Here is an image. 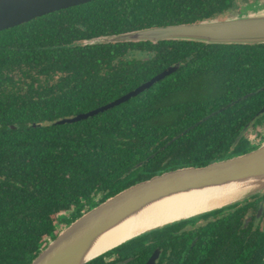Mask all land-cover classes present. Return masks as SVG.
<instances>
[{
	"label": "trees",
	"instance_id": "trees-1",
	"mask_svg": "<svg viewBox=\"0 0 264 264\" xmlns=\"http://www.w3.org/2000/svg\"><path fill=\"white\" fill-rule=\"evenodd\" d=\"M230 4L91 0L0 30V264H28L65 225L133 183L254 148L242 132L264 105V43L91 41L199 21ZM174 65L118 105L55 122Z\"/></svg>",
	"mask_w": 264,
	"mask_h": 264
},
{
	"label": "water",
	"instance_id": "water-1",
	"mask_svg": "<svg viewBox=\"0 0 264 264\" xmlns=\"http://www.w3.org/2000/svg\"><path fill=\"white\" fill-rule=\"evenodd\" d=\"M88 1L91 0H0V30ZM165 39L205 43H264V1L247 2L242 7L233 5L195 22L129 30L103 35L91 41L156 42ZM176 67L174 65L162 70L109 103L55 122H75L118 105L149 88ZM263 189L264 141L241 154L203 166L170 169L129 185L65 225L28 264H86L143 232L222 208ZM189 196H200L205 200L203 204L186 210L175 207ZM117 236H120V240L107 245ZM155 255L146 264H153Z\"/></svg>",
	"mask_w": 264,
	"mask_h": 264
},
{
	"label": "flooded vegetation",
	"instance_id": "flooded-vegetation-1",
	"mask_svg": "<svg viewBox=\"0 0 264 264\" xmlns=\"http://www.w3.org/2000/svg\"><path fill=\"white\" fill-rule=\"evenodd\" d=\"M242 3L231 0L230 6ZM262 108L264 105L242 132L254 147L264 141ZM239 212L243 215H236ZM131 240L135 248L121 246ZM117 247L102 254L104 264H127L133 259L146 264L153 254V264H264V190L222 208L143 232Z\"/></svg>",
	"mask_w": 264,
	"mask_h": 264
},
{
	"label": "bare ground",
	"instance_id": "bare-ground-1",
	"mask_svg": "<svg viewBox=\"0 0 264 264\" xmlns=\"http://www.w3.org/2000/svg\"><path fill=\"white\" fill-rule=\"evenodd\" d=\"M204 200H205L204 197H200V196H189V197L184 198L183 200H181L180 203L177 204L178 206H175V207H181L182 209L186 210V209H188L190 207L199 205L201 203L203 204ZM122 233H124V232H122ZM119 237L120 236H117L116 238H112L109 241V244H107V245L113 244L114 242L120 240Z\"/></svg>",
	"mask_w": 264,
	"mask_h": 264
},
{
	"label": "rangeland",
	"instance_id": "rangeland-1",
	"mask_svg": "<svg viewBox=\"0 0 264 264\" xmlns=\"http://www.w3.org/2000/svg\"><path fill=\"white\" fill-rule=\"evenodd\" d=\"M264 0H254V1H250V0H243V3L240 5V7H242L245 3H257V2H263ZM264 190V189H263Z\"/></svg>",
	"mask_w": 264,
	"mask_h": 264
}]
</instances>
